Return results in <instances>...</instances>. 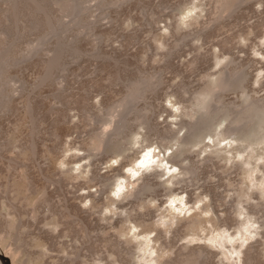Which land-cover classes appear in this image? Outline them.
Returning <instances> with one entry per match:
<instances>
[{"label":"rangeland","instance_id":"rangeland-1","mask_svg":"<svg viewBox=\"0 0 264 264\" xmlns=\"http://www.w3.org/2000/svg\"><path fill=\"white\" fill-rule=\"evenodd\" d=\"M224 3L0 0V60L10 56L0 104L2 253L16 264H136L134 252L179 264L203 248L211 254L199 264H248L245 252L264 264L263 141L224 142L219 154L211 136L172 148L220 75L246 80L221 94L225 107L264 100V0L230 11ZM123 118L139 143L99 150L95 135ZM220 125L216 132L228 121ZM162 151L178 163L171 182L145 170ZM130 175L146 180L145 201L120 183Z\"/></svg>","mask_w":264,"mask_h":264},{"label":"bare ground","instance_id":"bare-ground-1","mask_svg":"<svg viewBox=\"0 0 264 264\" xmlns=\"http://www.w3.org/2000/svg\"><path fill=\"white\" fill-rule=\"evenodd\" d=\"M249 1H251V0H227V1L225 0V3H224L223 7L226 8V11H230L234 7H236L237 5H241V4L247 3ZM69 8H70V6H69ZM8 60H10V56L9 55L3 56V59L0 60V104H1V97L4 95V93L6 91L5 86L8 84V81H9L8 78H7V75H6V68L8 67ZM223 75H220L221 77H219V79L216 78L217 79V83L214 82L215 85L211 83L212 81L206 83L205 87L200 92V97L196 99L197 101H199V103H198V105H199L198 106V111L195 110V115L193 114L194 115L193 118H195V121L194 122L185 121L184 123H182V125H181L179 130L186 131L187 133L183 137L176 136L174 138L175 142L173 143L172 148L173 147H178L179 150H176V151H180V148L186 147L188 145H191L192 143H194V141L196 142V140H198V139H201L200 141L199 140L198 141L201 144H203L204 142H206V139L209 136H211L213 138V141L217 139L216 141H214V145L215 146H213V147H215L216 150L215 151L213 150V152H212L213 154L222 153L223 150L226 149V148L222 147L224 142L227 143L225 147H229L231 145L232 141H233V143L238 144V143L244 142L245 140L249 141V139H251L252 137H256L257 139L259 138V140L263 141V143H264V100H254L253 99L251 105H248V106H245V107L244 106H237V105H236V107L234 105H233V107H228L227 105L225 107V104L221 101V94L224 93V92L232 91V90H237V89H243L244 90V89H246L245 88L246 86H244V83H243L246 80H242V81L240 80L241 81L240 82L238 78L235 79V77L237 75H235L234 78H233V76H231V78L230 77L226 78ZM138 90H140V89L137 88V89H135L136 92H133L135 97H138L137 95H139L140 92H141V91H138ZM135 93H137V94H135ZM208 99H211L212 101L210 103H208V101H209ZM218 99H220V101H218ZM215 103H216L217 106L220 105V104H221V106L220 107H216V105H214ZM3 105H4V103H3ZM194 105H196V104H194ZM186 108H188V106ZM186 108H185V110H186ZM194 108H196V107L194 106ZM221 110H223L224 113L222 115H220V114L218 115V113H220ZM190 111L191 110H189V112ZM192 111H194V109ZM192 113H194V112H192ZM200 113H202L201 117H199L200 119L197 120V115H199ZM190 115H191V113H190ZM217 116H218V118H216ZM222 120L228 121V126L225 127V129L220 130V132H218V131L216 132V130H214V127H216L217 125L221 126L220 124H221ZM204 123H207L206 126H203ZM105 124L107 125V127L105 129L102 128L104 130L103 131L101 130V132L99 130H97L96 132L99 131V133H97V134L95 133L96 135H95V138L93 140V141H95L97 143V147H98L99 150L106 149V148H111V147L113 148L121 140H125L127 138H131V140H132V142L134 144H138L139 143L138 138L141 135V133L140 132H136L135 128H133V127L129 128V126H128L129 121H127L126 118H123V120L119 119L117 121L110 120L109 123H105ZM105 124H104V126H105ZM259 129H262L263 132H261V130H259ZM128 131H129V134H127ZM142 136H143V133H142ZM143 137H145V136H143ZM257 139H256V141H257ZM199 142H197V143H199ZM160 145L161 146H163V145L159 143V149L161 150ZM197 145H198V147H200L199 146L200 144H197ZM197 145H196V147H197ZM211 148H212V146H211ZM119 150H121V151H119V156H120V155L123 154L125 149L119 148ZM181 150H183V149H181ZM162 153L161 154L157 153L156 156L153 155V158L150 156L151 158H148V159H149L150 162H152L153 165H155L156 168L149 169L147 167L148 163L145 162L144 165H145V167H147V169H145V170L146 171H152V170L156 169V172H158L159 174L161 173L160 177L163 178L165 180V182H171L172 179L175 180L178 176L175 178L176 175H173V174L170 175L169 167H170V165L171 166L174 165L175 167L176 166L178 167V163H175L173 161L175 159V156H173L174 154L169 156V157H167V155H166V153L164 151H162ZM228 154H229V152H228ZM232 158L230 157V159H232ZM157 168L159 170H157ZM170 168H173V166L170 167ZM180 168L184 169L187 174H190V175L191 174L192 175L195 174V172L191 168H189V169L188 168H183V167H180ZM160 169H162V170H160ZM252 171H253V169H252ZM135 172H136L135 175L138 176V175L143 173V168L137 169ZM85 173H86V171H83V172H81V174L79 176H83V175H85ZM135 175H132V176H135ZM132 176L130 175L127 178V180H125V178L123 180V178L120 177L121 178V180H120L121 182L120 183H124V181H127L126 183L128 184L129 187L126 185V183H125V185L127 186L128 191L130 190V193H128V195L130 194L131 198L134 197V198H138V200H142L143 201L144 199H143V197L141 199V196L147 190H149L150 187L148 186L147 183H145L146 180L143 177L137 179V181H131ZM142 180H145V181H143L144 183L140 184V182ZM115 181H114V183H115ZM106 189H108V188H106ZM204 211H207V209L205 208ZM131 212L129 214H127V215L130 216V218H131L130 214H132ZM183 213H184V210H182L181 214H183ZM126 219H129V217L127 216ZM171 223H165V225L167 227L168 226L171 227ZM145 241L148 242L149 240H146V237H145ZM147 242L145 244V247H147L146 250H148V248H149V245H148ZM129 244H131V242ZM120 245H122V244H120ZM139 247H140L139 250L143 251V245H141ZM120 248H121V246H120ZM154 250H155V248L152 250V252H154ZM142 253H144V252H142ZM130 254H132V252ZM137 254L134 252L133 255H132L133 257H135V256L138 257V261L139 262H136V264H138V263L140 264L143 261H145V264L150 263V259H147V256H140V254H138V255ZM209 254H211V253H208L203 248H199L198 251L197 250L192 251V253H190L187 256V258L184 259L179 264H190V263H192V261H193V264H194V261H195L196 264L197 263L199 264L202 261V259L204 257H207V255H209ZM244 254H245L246 259L248 260L247 263L248 264L249 263L252 264L254 258L249 254V252L248 253L245 252ZM4 255H6L8 258H10L12 264H16V259L14 257H11V256H9L7 254H4ZM154 262H156V261H154ZM0 264H2L1 261H0ZM102 264H105V263L103 262ZM114 264H116V263H114Z\"/></svg>","mask_w":264,"mask_h":264},{"label":"water","instance_id":"water-1","mask_svg":"<svg viewBox=\"0 0 264 264\" xmlns=\"http://www.w3.org/2000/svg\"><path fill=\"white\" fill-rule=\"evenodd\" d=\"M0 261L2 264H12L10 258L4 255L2 252H0Z\"/></svg>","mask_w":264,"mask_h":264}]
</instances>
